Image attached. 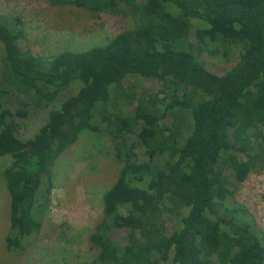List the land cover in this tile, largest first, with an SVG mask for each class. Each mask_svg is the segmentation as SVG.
I'll use <instances>...</instances> for the list:
<instances>
[{
  "label": "trees",
  "instance_id": "1",
  "mask_svg": "<svg viewBox=\"0 0 264 264\" xmlns=\"http://www.w3.org/2000/svg\"><path fill=\"white\" fill-rule=\"evenodd\" d=\"M48 1L86 8L99 19L131 13L137 24L123 26L105 44L44 61L24 48L17 20L0 13L6 67L0 97H23L16 111L0 102V158L11 156L3 171L10 194L8 249L40 231L36 195L55 160L84 131L101 132L105 125L122 167L90 237L101 250L100 264H120L119 257L131 264H212L220 254L224 264H264V232L242 207L228 205L224 174L230 169L243 181L264 164V123L250 119L232 133L237 119L264 117V0ZM203 55L234 62L217 73ZM129 76L180 89L136 98L132 110L113 114L120 124L110 125L105 98ZM70 86L75 93L50 110L33 137L21 138L17 117L27 115L24 96L40 95L45 105L51 91ZM237 138L246 142L236 146ZM141 146L143 161L136 151ZM158 210L178 217L177 228L156 240L136 232Z\"/></svg>",
  "mask_w": 264,
  "mask_h": 264
},
{
  "label": "rangeland",
  "instance_id": "2",
  "mask_svg": "<svg viewBox=\"0 0 264 264\" xmlns=\"http://www.w3.org/2000/svg\"><path fill=\"white\" fill-rule=\"evenodd\" d=\"M0 13L8 19L17 20L23 32L21 42L24 48L44 61L53 59L62 51L105 44L123 26L137 24L136 15L131 13L120 12L115 17L106 15L99 19L86 8L52 4L48 0H0ZM2 53L0 43V84L4 82L6 71ZM203 58L207 68L217 73H222L234 62L210 55H203ZM174 85L180 89L177 83L163 84L140 76H129L110 87V95L103 104L107 113L105 118L110 125L117 126L119 118L113 114L128 108V111L132 110L135 99L140 96L156 94L162 97L165 92L174 91ZM75 91L72 86L51 91L45 97V105L41 103L40 95L24 96L28 103L27 115L17 117L19 136L26 139L33 137L47 121L50 110L57 108ZM22 101L23 97L13 92L0 97V102L12 111L21 108ZM250 119H256L260 125L264 123V117L259 116L237 119L232 133L247 126ZM111 136L105 125L101 132L86 130L55 160L50 179L44 178L36 195L34 212L35 218L41 221L40 231L25 237L18 249H8L6 243L11 233L10 194L3 171L11 156L0 158V264H87L92 261L100 264L97 259L101 250L94 246L90 237L102 221L103 196L118 179L122 167ZM129 136L134 142L138 139L135 134ZM245 142L243 138L234 140L236 146ZM142 147H137L136 151L141 153L143 161ZM232 156L237 157L234 150ZM224 174L229 176L228 205L242 207L241 213L264 232V164L255 165L243 181H237L230 169ZM178 223V217L158 210L147 225H138L136 232L156 240L161 231L169 232L177 228ZM118 259L120 264H131L128 259ZM212 260V264H224L223 254Z\"/></svg>",
  "mask_w": 264,
  "mask_h": 264
}]
</instances>
